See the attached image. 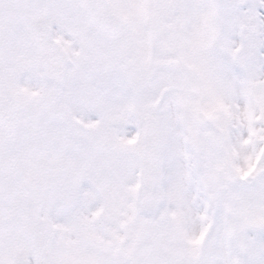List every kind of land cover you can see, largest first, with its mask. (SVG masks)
<instances>
[{
    "label": "snow or ice",
    "instance_id": "obj_1",
    "mask_svg": "<svg viewBox=\"0 0 264 264\" xmlns=\"http://www.w3.org/2000/svg\"><path fill=\"white\" fill-rule=\"evenodd\" d=\"M0 264H264V0H0Z\"/></svg>",
    "mask_w": 264,
    "mask_h": 264
}]
</instances>
